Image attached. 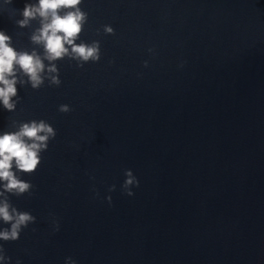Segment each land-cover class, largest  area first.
I'll list each match as a JSON object with an SVG mask.
<instances>
[{
  "label": "water",
  "instance_id": "water-1",
  "mask_svg": "<svg viewBox=\"0 0 264 264\" xmlns=\"http://www.w3.org/2000/svg\"><path fill=\"white\" fill-rule=\"evenodd\" d=\"M26 3L38 0H0V31L43 60L30 41L38 20L16 24ZM80 7L76 43L99 41L100 60H43L61 84L38 90L17 66L19 103H0V135L32 120L56 131L20 174L31 193L9 197L36 220L0 241L8 264H264V0Z\"/></svg>",
  "mask_w": 264,
  "mask_h": 264
},
{
  "label": "clouds",
  "instance_id": "clouds-1",
  "mask_svg": "<svg viewBox=\"0 0 264 264\" xmlns=\"http://www.w3.org/2000/svg\"><path fill=\"white\" fill-rule=\"evenodd\" d=\"M4 4H12V0H4ZM82 0H38V3H26L21 11L22 19L16 21L19 28H27L31 22L38 20L37 27L30 36L33 44L42 45L43 60L58 61L67 57L76 62L78 68L91 61L98 62L101 58L100 42L90 44L76 41L80 38L88 21V13L82 11ZM103 31L113 34V28L105 25ZM11 37L0 31V103L8 112L16 109L17 97V66L27 77L19 83H30L33 90H38L47 79L49 86H60L59 71L56 64L46 68L40 55L35 51H16L10 47ZM67 45V47H66ZM47 72L48 75H43ZM61 113H68L67 105L59 107ZM56 137L54 128L44 120L21 122L17 131L5 132L0 135V222L8 227L0 229V241L14 242L20 233L36 218L26 211H19L10 202V196L21 197L30 194L32 185L20 178V174H33L41 163V153L48 149L49 142ZM15 168V171H13ZM123 191L132 196V187L139 182L133 173L125 172ZM113 185L109 191H114ZM111 202V197H108ZM58 230V226L57 229ZM9 257L0 246V264H8ZM19 264V262H17ZM67 264H74L69 259Z\"/></svg>",
  "mask_w": 264,
  "mask_h": 264
}]
</instances>
